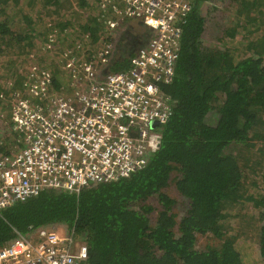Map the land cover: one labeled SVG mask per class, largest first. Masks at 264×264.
<instances>
[{
    "label": "trees",
    "instance_id": "16d2710c",
    "mask_svg": "<svg viewBox=\"0 0 264 264\" xmlns=\"http://www.w3.org/2000/svg\"><path fill=\"white\" fill-rule=\"evenodd\" d=\"M105 2L0 0V60L11 66L0 76V111L3 94L20 95L27 76L47 73L56 87L71 79L61 53L109 38L116 12ZM218 5L215 44L205 45ZM180 37L174 80L163 87L176 102L147 164L78 193L46 189L3 208L0 248L19 232L63 224L87 243V264H264V0H195ZM136 50L107 71L126 69ZM177 198L187 203L180 218ZM232 203L259 222L256 243L230 223ZM198 235L217 243L197 249Z\"/></svg>",
    "mask_w": 264,
    "mask_h": 264
},
{
    "label": "built area",
    "instance_id": "2783aa9c",
    "mask_svg": "<svg viewBox=\"0 0 264 264\" xmlns=\"http://www.w3.org/2000/svg\"><path fill=\"white\" fill-rule=\"evenodd\" d=\"M194 2L106 0L103 10L116 12L108 28L131 20L149 32L126 69L101 77L112 48L103 41L89 52L76 43L62 53L72 76L60 87L47 73L27 76L23 92L10 101L13 146L0 142V210L46 189L78 193L117 181L147 164L176 102L163 87L174 80ZM56 228L19 232L0 248V264H87V243Z\"/></svg>",
    "mask_w": 264,
    "mask_h": 264
},
{
    "label": "rangeland",
    "instance_id": "374dc122",
    "mask_svg": "<svg viewBox=\"0 0 264 264\" xmlns=\"http://www.w3.org/2000/svg\"><path fill=\"white\" fill-rule=\"evenodd\" d=\"M217 6V5H216ZM220 5H218V9L212 14L210 13V18H209V22L207 23V29L205 34H203V43L205 45H209V46H213L215 44V33L217 32V27L215 22L218 21V18H220V13L222 11V8L219 7ZM222 21V20H221ZM219 22V21H218ZM139 22L133 21L131 22V20L126 21L125 23L119 24L118 26L114 27L113 29H110L107 31L108 34H110L109 36L110 38V43L112 48L109 51V60H107L106 65L104 66V68L102 69V76L106 75L109 73V71H107V67L109 65V63L113 62L116 57H117V50H118V46L126 44L129 42L130 37H135L137 36L140 32L137 29V24ZM210 26V27H209ZM127 30L126 35H124V32ZM128 30L130 31L128 34ZM58 39V38H57ZM56 40V39H54ZM65 42V41H64ZM75 42H77V40H75ZM39 46H41V44H39ZM38 46V47H39ZM63 46L62 43H57L55 45V49ZM98 46H100V44H98ZM95 49V48H93ZM40 51H43V49H40ZM47 54V53H45ZM54 58L56 60L60 59L59 55L53 54ZM62 55V53H61ZM49 56V55H48ZM59 57V58H58ZM8 57L3 56L1 57L0 60V76H5V71L8 67H11L8 62H9ZM21 58H19L17 65L21 64ZM67 59H62L60 61L65 62ZM59 61V62H60ZM16 65V66H17ZM15 66V67H16ZM21 67V66H20ZM62 69H68L70 67L61 65L60 66ZM72 67V66H71ZM11 99H3L4 101L7 100L8 104H6L4 106L5 110L0 111V115L3 114L2 116H0V142H4L3 144H8V146L11 148V146H13V142L12 140H15V135L13 134V131L10 130L9 128V123H10V101ZM2 106L0 105V108ZM258 146V145H257ZM260 147V146H259ZM234 149V148H232ZM244 149V146L242 148V150ZM260 168V167H259ZM258 173V172H255ZM171 189L172 187L169 188V194L171 195ZM177 203L174 205V209L178 215V218H180L183 213L185 212L186 208H187V203L185 200H183L182 198H177ZM230 208H233L234 211L238 212V216L237 217H233L231 219V222L237 229H238V233L239 235H241L244 239L249 240V241H254L255 243L257 242V238H258V224L259 222L255 219H247L245 213H243V210L239 207H237V205L235 206V204H231L229 206ZM57 228V233L59 235H63L64 232H66V226H64L63 224L59 225V224H54ZM197 240H196V248L201 249L203 248L205 245L207 244H215L217 243L216 240L212 237L206 236V235H198L196 236Z\"/></svg>",
    "mask_w": 264,
    "mask_h": 264
},
{
    "label": "flooded vegetation",
    "instance_id": "af4514ba",
    "mask_svg": "<svg viewBox=\"0 0 264 264\" xmlns=\"http://www.w3.org/2000/svg\"><path fill=\"white\" fill-rule=\"evenodd\" d=\"M137 29L140 32L139 36H135L132 38L130 37L128 43L118 46L117 57H116L117 60L119 59V61H122V59L125 56L131 54L134 50H136L146 42L147 40L146 38L148 37L149 32L140 23L137 24ZM126 32L127 30L124 32L125 36H127ZM129 32L130 31L128 30V34Z\"/></svg>",
    "mask_w": 264,
    "mask_h": 264
},
{
    "label": "clouds",
    "instance_id": "9594fccd",
    "mask_svg": "<svg viewBox=\"0 0 264 264\" xmlns=\"http://www.w3.org/2000/svg\"><path fill=\"white\" fill-rule=\"evenodd\" d=\"M108 30H109V28H108ZM109 73H110V72H109ZM100 75H101V77H103L102 74H100ZM3 143H4V142H3ZM8 144H9V143H8ZM8 144H4V147H5V148H8V147H9ZM59 225H61V224H59Z\"/></svg>",
    "mask_w": 264,
    "mask_h": 264
},
{
    "label": "crops",
    "instance_id": "0c3cea01",
    "mask_svg": "<svg viewBox=\"0 0 264 264\" xmlns=\"http://www.w3.org/2000/svg\"><path fill=\"white\" fill-rule=\"evenodd\" d=\"M108 33V32H107ZM108 35H110V34H108ZM110 36H109V38H107L106 40H103V39H101L102 41L100 42V43H102L103 41H110Z\"/></svg>",
    "mask_w": 264,
    "mask_h": 264
}]
</instances>
